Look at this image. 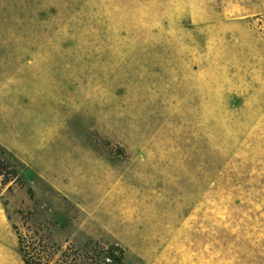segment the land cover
<instances>
[{
  "label": "rangeland",
  "instance_id": "374dc122",
  "mask_svg": "<svg viewBox=\"0 0 264 264\" xmlns=\"http://www.w3.org/2000/svg\"><path fill=\"white\" fill-rule=\"evenodd\" d=\"M256 16L264 0H180L134 43L91 0H0V41L34 44L65 95L51 101V175L0 146L26 181L0 196L10 225L47 227L62 248L118 244L122 264H264Z\"/></svg>",
  "mask_w": 264,
  "mask_h": 264
},
{
  "label": "crops",
  "instance_id": "0c3cea01",
  "mask_svg": "<svg viewBox=\"0 0 264 264\" xmlns=\"http://www.w3.org/2000/svg\"><path fill=\"white\" fill-rule=\"evenodd\" d=\"M91 1L132 42L138 43L180 0ZM34 46L21 42L0 41V106L9 103L8 108L0 107V146L19 162L28 163L30 168L36 166L39 173L47 177L51 175L53 165L51 145L59 142L58 139L52 138V131L57 129L56 125L53 126V121L58 123L59 114L52 110L51 101L55 99L58 103L65 95L59 92L58 86L49 81L47 74L50 71L43 70L39 64L40 54L25 52L27 49L35 50ZM38 46L40 47V44ZM43 73L46 74L45 78L42 77ZM60 116L61 122L64 123V115ZM6 118L14 122L13 143L3 139ZM24 141L27 143L24 144ZM6 188L8 185L2 188L0 196ZM6 206L0 198V225L11 227ZM11 247L12 245L7 246L5 236L0 232V264H21L13 251L15 248L17 251V239L14 247Z\"/></svg>",
  "mask_w": 264,
  "mask_h": 264
},
{
  "label": "trees",
  "instance_id": "16d2710c",
  "mask_svg": "<svg viewBox=\"0 0 264 264\" xmlns=\"http://www.w3.org/2000/svg\"><path fill=\"white\" fill-rule=\"evenodd\" d=\"M258 19L259 30L264 40V18L256 16L250 19L253 22ZM23 187L26 183L19 176L17 169L0 152V191L11 180ZM17 239V251L21 254L24 264H122L124 248L118 244H109L99 249L98 243H88L82 249L71 246L62 248L53 241L52 234L47 227L38 226L32 234H23L16 224L11 225ZM93 244V251L89 253ZM98 247V248H96Z\"/></svg>",
  "mask_w": 264,
  "mask_h": 264
}]
</instances>
